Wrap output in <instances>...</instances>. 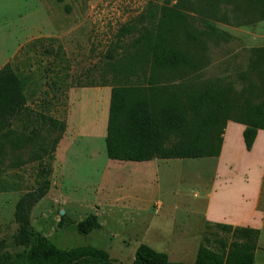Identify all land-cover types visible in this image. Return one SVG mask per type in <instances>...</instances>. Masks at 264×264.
I'll return each instance as SVG.
<instances>
[{
	"label": "rangeland",
	"instance_id": "374dc122",
	"mask_svg": "<svg viewBox=\"0 0 264 264\" xmlns=\"http://www.w3.org/2000/svg\"><path fill=\"white\" fill-rule=\"evenodd\" d=\"M176 2L0 0V68L9 63L28 81L23 119L0 138V261L22 250L9 244L17 200L50 169L48 192L32 209L30 226L60 249L88 245L108 252L112 264H131L136 248L145 244L170 261L193 264L212 196L210 215L242 217L246 227L258 228L255 264H264V131L246 151L240 128L229 122L224 138L230 148L219 157L170 160L165 168L106 157L111 55L138 36L119 33L124 26L154 22L160 7ZM185 13L201 26L196 15ZM215 27L230 38L208 43L209 64L193 78L221 79L240 91L250 49L264 46V20ZM46 118L65 122V130L49 127ZM55 140L50 157L30 161L39 146L50 150ZM61 214L75 223L94 214L101 229L83 237L74 225L58 228Z\"/></svg>",
	"mask_w": 264,
	"mask_h": 264
},
{
	"label": "trees",
	"instance_id": "16d2710c",
	"mask_svg": "<svg viewBox=\"0 0 264 264\" xmlns=\"http://www.w3.org/2000/svg\"><path fill=\"white\" fill-rule=\"evenodd\" d=\"M185 11L196 15L201 26L190 23ZM154 17V22L139 29L122 27L119 36H138L127 49L121 47V54L111 55L104 138L107 159L144 163L217 158L228 122L243 126V146L250 151L258 132L264 131V46L250 49L247 69L239 75L240 91L221 79L193 77L209 64L208 43L230 38L215 22L242 26L262 21L264 0H177L172 7H160ZM27 82L9 63L0 68V138L12 133L13 123L23 119ZM45 120L59 132L66 128L65 122ZM56 144L53 141L50 150L39 146L30 161L40 163L50 157ZM50 172L42 171L38 185L17 200L16 230L9 244L22 250L0 264H112L105 250L88 245L60 249L31 228L32 209L48 192ZM69 225L83 237L101 229L94 214L76 223L61 215L57 227ZM212 229L221 236L215 237ZM258 234L248 227L205 222L193 264H255ZM131 264L182 263L140 244Z\"/></svg>",
	"mask_w": 264,
	"mask_h": 264
},
{
	"label": "crops",
	"instance_id": "0c3cea01",
	"mask_svg": "<svg viewBox=\"0 0 264 264\" xmlns=\"http://www.w3.org/2000/svg\"><path fill=\"white\" fill-rule=\"evenodd\" d=\"M109 92H110V90H109ZM108 102H109V97L107 98V102H106V119H107V109H108ZM230 123L228 122L227 123V125H226V128H228V125H229ZM238 124H236L235 126L236 127H239L240 129H239V131L242 133V131H243V126H241V125H238ZM235 127V128H236ZM226 128H225V132H224V134L226 133ZM226 145V146H225ZM230 148V144H225V138H224V135H223V144H222V149H221V153L224 151V150H226V148ZM168 161H170V160H152V161H149V162H144V163H149V164H161V165H163L164 166V168L166 167V165L167 164H169L168 163ZM224 195H225V193H223ZM222 194V195H223ZM223 195V196H224ZM207 197V196H206ZM209 198H210V201L208 200V209H207V211H206V214H205V217H204V221L203 222H208V223H219V224H229L230 226H233V227H241V226H245V219H243L242 217L240 218V217H238V218H232L231 220L230 219H228V220H226V219H223L222 217H220V216H218V215H210V211H211V206H212V204H213V201H212V199H213V197L212 196H209ZM157 205L155 206V208L157 209V210H159V208L161 207V203L160 202H157L156 203ZM243 209V205H239V210H238V212H240V210H242ZM247 222V221H246ZM246 227V226H245ZM249 228V227H248ZM251 228V227H250ZM254 229H258L257 227H255Z\"/></svg>",
	"mask_w": 264,
	"mask_h": 264
},
{
	"label": "water",
	"instance_id": "95a60500",
	"mask_svg": "<svg viewBox=\"0 0 264 264\" xmlns=\"http://www.w3.org/2000/svg\"><path fill=\"white\" fill-rule=\"evenodd\" d=\"M61 215H63V214H61Z\"/></svg>",
	"mask_w": 264,
	"mask_h": 264
}]
</instances>
